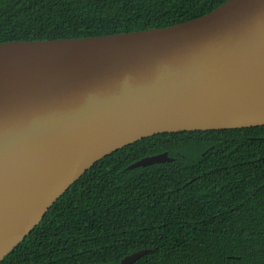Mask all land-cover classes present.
<instances>
[{
    "label": "water",
    "instance_id": "95a60500",
    "mask_svg": "<svg viewBox=\"0 0 264 264\" xmlns=\"http://www.w3.org/2000/svg\"><path fill=\"white\" fill-rule=\"evenodd\" d=\"M261 111L264 0L161 29L0 43V263L112 153L159 134L264 126Z\"/></svg>",
    "mask_w": 264,
    "mask_h": 264
},
{
    "label": "trees",
    "instance_id": "16d2710c",
    "mask_svg": "<svg viewBox=\"0 0 264 264\" xmlns=\"http://www.w3.org/2000/svg\"><path fill=\"white\" fill-rule=\"evenodd\" d=\"M228 0H0V43L161 29ZM168 153L174 161L128 170ZM264 264V126L165 133L96 163L0 264Z\"/></svg>",
    "mask_w": 264,
    "mask_h": 264
},
{
    "label": "bare ground",
    "instance_id": "6f19581e",
    "mask_svg": "<svg viewBox=\"0 0 264 264\" xmlns=\"http://www.w3.org/2000/svg\"><path fill=\"white\" fill-rule=\"evenodd\" d=\"M256 117H264V111H261Z\"/></svg>",
    "mask_w": 264,
    "mask_h": 264
}]
</instances>
